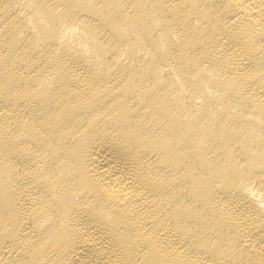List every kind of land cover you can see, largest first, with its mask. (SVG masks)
I'll list each match as a JSON object with an SVG mask.
<instances>
[{
	"label": "bare ground",
	"instance_id": "6f19581e",
	"mask_svg": "<svg viewBox=\"0 0 264 264\" xmlns=\"http://www.w3.org/2000/svg\"><path fill=\"white\" fill-rule=\"evenodd\" d=\"M0 264H264V0H0Z\"/></svg>",
	"mask_w": 264,
	"mask_h": 264
}]
</instances>
